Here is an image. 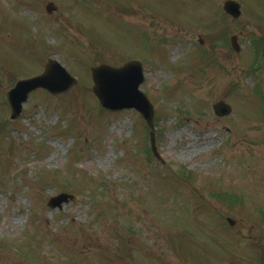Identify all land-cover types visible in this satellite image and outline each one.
I'll return each mask as SVG.
<instances>
[{"label":"rangeland","instance_id":"obj_1","mask_svg":"<svg viewBox=\"0 0 264 264\" xmlns=\"http://www.w3.org/2000/svg\"><path fill=\"white\" fill-rule=\"evenodd\" d=\"M225 1L0 0V264H264V0L237 20ZM98 54L143 65L159 159L136 109L95 99ZM47 58L76 85L10 120L7 91Z\"/></svg>","mask_w":264,"mask_h":264},{"label":"water","instance_id":"obj_2","mask_svg":"<svg viewBox=\"0 0 264 264\" xmlns=\"http://www.w3.org/2000/svg\"><path fill=\"white\" fill-rule=\"evenodd\" d=\"M224 7L231 15L234 17L237 16L239 6L234 2L227 1ZM46 10L48 13H52L53 10H56V7L54 4H49ZM232 47L239 51L234 38H232ZM91 78H93L94 81V86L92 87L93 93L104 108L111 111H120L123 108H135L139 111L142 118L146 120L150 129H152L153 107L147 97L139 90L144 80L143 68L140 63L131 61L120 66V68L100 65L92 69ZM58 83H61V85L58 86ZM75 84L76 80L66 73L65 69L56 61H48L44 65V72L42 74L34 78L19 81L14 88L9 91L7 99L11 106V120L20 116L22 105L25 103L28 95L35 89L43 88L51 94H57L58 92H66L67 89ZM56 85L61 88H57ZM214 112L216 116H226L230 113V108L223 102H219L214 105ZM151 142L152 151H154L157 157L158 154L155 149L153 133H151ZM50 199L48 206L50 208L60 209L62 203H67L72 197L61 194L60 196ZM227 221L232 226L236 224L230 218H228Z\"/></svg>","mask_w":264,"mask_h":264},{"label":"flooded vegetation","instance_id":"obj_3","mask_svg":"<svg viewBox=\"0 0 264 264\" xmlns=\"http://www.w3.org/2000/svg\"><path fill=\"white\" fill-rule=\"evenodd\" d=\"M236 2H238L239 5H240V11H241V13H240L239 18L241 17V19H242V18H244L243 16H244V14H245V13H242V9H243L242 3H241L239 0H236ZM251 227H252V226H251ZM258 237H261V236H258ZM250 238H251V237H250ZM261 238H262V237H261Z\"/></svg>","mask_w":264,"mask_h":264},{"label":"bare ground","instance_id":"obj_4","mask_svg":"<svg viewBox=\"0 0 264 264\" xmlns=\"http://www.w3.org/2000/svg\"><path fill=\"white\" fill-rule=\"evenodd\" d=\"M209 147H210V146H207V148H209ZM197 152H198V150H196V151H195V153H197ZM188 154H189V155H191V154H192V152H191V151H189V152L187 153V155H188ZM189 155H188V156H189Z\"/></svg>","mask_w":264,"mask_h":264},{"label":"trees","instance_id":"obj_5","mask_svg":"<svg viewBox=\"0 0 264 264\" xmlns=\"http://www.w3.org/2000/svg\"><path fill=\"white\" fill-rule=\"evenodd\" d=\"M98 58H101L100 54H98ZM216 196H219V195H216Z\"/></svg>","mask_w":264,"mask_h":264}]
</instances>
